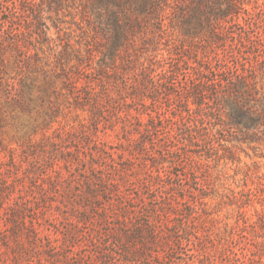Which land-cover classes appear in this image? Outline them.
Returning a JSON list of instances; mask_svg holds the SVG:
<instances>
[{
	"label": "rangeland",
	"instance_id": "rangeland-1",
	"mask_svg": "<svg viewBox=\"0 0 264 264\" xmlns=\"http://www.w3.org/2000/svg\"><path fill=\"white\" fill-rule=\"evenodd\" d=\"M4 1L14 8L13 0ZM259 4L264 8V0ZM32 10L41 19H22L19 36L31 49L16 52L26 58L28 52L38 53L58 66L60 57L68 71L59 69L60 74L79 81L73 88L59 80L55 93L47 94L38 73L40 87L30 110L11 103L0 89V264H104L110 255L97 242L108 221L119 223L125 214L132 223L136 217L162 220L156 212L168 193L181 199L188 231L197 228L214 264H229L225 256L232 248L254 252L264 262V137L254 142L215 137L186 148L179 135L177 151L165 157L156 158L159 151L149 142L140 151L136 144L150 112L157 115L160 130L173 125L176 132L192 121L188 108L195 110V104L183 105L173 93L177 87L163 81L159 101L143 105L135 95L133 71L109 50L102 30L107 16L101 20L89 0H36ZM166 14L159 52H175L182 77L204 51V41L191 36L179 10ZM38 24L48 27L43 50L34 32ZM10 25L0 20V36ZM72 44L81 50H70ZM88 44L94 50H85ZM19 77L9 82L12 93ZM180 151L184 156L174 164ZM154 169L161 173L155 183L148 176ZM150 179L153 184L143 186ZM184 236L177 256L187 264L183 261L198 258L193 254L198 239ZM117 247L114 241L109 246ZM113 260L140 264L123 263L116 255Z\"/></svg>",
	"mask_w": 264,
	"mask_h": 264
},
{
	"label": "trees",
	"instance_id": "trees-1",
	"mask_svg": "<svg viewBox=\"0 0 264 264\" xmlns=\"http://www.w3.org/2000/svg\"><path fill=\"white\" fill-rule=\"evenodd\" d=\"M89 1L101 20L107 16V27L102 30H105L109 50H113V55L121 57L128 69L133 71L135 95L143 105L148 99L152 100L148 105L159 101L160 92L163 91L159 86L164 81L177 87L178 90L173 92L174 97L183 99V105L189 107L193 103L196 106L193 111L188 108L193 119L185 122L184 130L175 132L173 125H162V135L159 134L157 115L150 112L145 133L136 144L140 151L147 148L149 142L159 151L156 158L165 157L167 153L177 151L175 145L179 135L185 140L186 148L200 147L215 137L220 140L229 136L238 142H254L264 137V8H261L259 0H253L252 6H248L251 0ZM12 4L14 8L8 9L9 3L0 0V20L11 23L6 35L0 36V89L5 90L11 103L30 110L36 100V87H40L38 73L41 72L43 78L40 80H43V91L47 94L55 93L59 80L77 88L79 78L69 73L64 76L60 74L59 69L67 71L60 57L57 61L61 65L58 66L56 62L50 64L43 61L38 53L28 52L26 58L16 52L31 49L23 37H19L22 35L21 20L32 23L39 22L41 18L34 17L32 10L36 0H13ZM178 10L183 13L182 23L187 26L191 36L204 41V51L201 55L197 54L195 64L185 68L182 77L175 52L168 50L165 55L159 52L160 40L166 31V13L174 14ZM5 13L8 16L3 18ZM43 24H38L36 30H32L38 34V41L42 45L38 48L40 50L49 42L48 27ZM70 50L81 48L72 44ZM85 50L94 49L88 44ZM13 75L20 77L12 93V88L8 87L10 80L16 78ZM85 86L91 88L90 85ZM182 153L180 151L176 158L173 157L174 164L180 155L184 156ZM155 163L152 160V166ZM148 176L155 179L144 182L145 187L161 180L159 169L149 171ZM167 183L171 184L170 181ZM164 199L163 209L156 212L157 216L163 217L162 220L150 218L140 221L136 217L132 223L133 217L125 214L119 223L108 221L101 233V240L97 242L102 253L110 255L104 264H113L115 255L123 263L179 264L178 258L182 257L177 255L184 244V235L197 237V252L193 254L198 258L192 262L184 260L183 263L214 264L206 251L207 246L200 240L197 228L191 227L192 230L188 231L180 206L181 199L171 193L166 194ZM133 207L128 208L129 211ZM113 241L118 246L117 250L109 248ZM242 252L232 248L225 258L229 264H264L255 259L254 252Z\"/></svg>",
	"mask_w": 264,
	"mask_h": 264
}]
</instances>
